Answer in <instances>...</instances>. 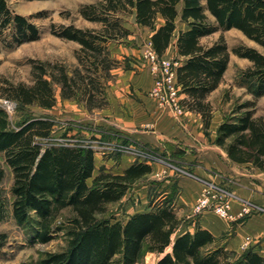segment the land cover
I'll return each instance as SVG.
<instances>
[{"label": "trees", "instance_id": "obj_1", "mask_svg": "<svg viewBox=\"0 0 264 264\" xmlns=\"http://www.w3.org/2000/svg\"><path fill=\"white\" fill-rule=\"evenodd\" d=\"M80 13L101 28L51 26L53 35L78 43V68L69 74L64 65L35 64L33 84L9 85L2 93L14 101L15 108L22 111L35 105L51 109L56 101L55 86L63 98H72L90 110L105 107L110 71L120 64L111 55L110 43L131 34L121 17L132 15L137 24L149 28L157 55L163 56L175 38L177 55L183 58L176 68L184 94L181 103L197 112L208 128L212 105L207 98L223 80L229 51L222 37L206 45L200 40L219 29L235 28L259 47L233 49L234 55L250 62L238 72V80L252 98L223 118L214 143L233 162L262 168L264 116H255L254 108L255 100L264 97V0H100L84 5ZM159 19L161 24H157ZM177 22L183 27L177 28ZM39 38L34 23L10 9L8 0H0V41L5 47ZM55 124L48 116L30 113L11 123L9 114L0 108V153L12 172L13 219L39 243L49 242L57 231H63L66 238L64 250L47 254L39 264H135L144 252L163 253L168 247L170 252L158 257L156 264H264V254L248 249L237 255L226 249L222 238L199 226L192 232L176 233L180 219L170 193L125 221L112 215L98 217L132 183L149 174L151 167L135 161L121 174L101 169L93 176L95 151L77 140L53 136ZM3 175L0 167V221L7 216ZM62 210L70 214L56 224L54 219ZM5 239L0 232V247Z\"/></svg>", "mask_w": 264, "mask_h": 264}, {"label": "rangeland", "instance_id": "obj_2", "mask_svg": "<svg viewBox=\"0 0 264 264\" xmlns=\"http://www.w3.org/2000/svg\"><path fill=\"white\" fill-rule=\"evenodd\" d=\"M100 0H8V5L15 13L21 14L34 23L40 32V38L31 42H24L18 46L5 47L0 41V108L9 114V121L15 123L25 113L34 116H48L52 118L56 124L53 130V136L56 138H70L77 140L83 145L90 146L95 151V162H98V155L104 151L103 158L109 156L116 163L121 152L113 149L105 150L98 146L100 142L115 141L120 146L127 144L119 139H108L109 136L104 133H98V112L107 108L88 109L83 103H77L72 98H63L60 93L59 86L54 87L56 97L55 104L51 109L39 108L35 105L25 106L20 111L15 108L12 100L6 99L2 95L5 88L9 85H17L22 83L33 84V68L35 64H58L64 65L68 73L71 74L78 68L76 60V51L78 43L61 39L51 33V26H62L72 24L80 28L100 29L101 24L98 22L85 20L80 9L84 5L94 4ZM123 25L131 33L124 39L113 41L110 44L111 55L120 64L111 69L110 76L107 80V87L110 81L114 79L112 71L114 69H147L148 63L145 61L144 54L150 41L151 32L149 28L142 27L136 23L134 16L122 15ZM210 23L214 20L209 17ZM161 20L157 24H161ZM183 25L177 22V28ZM220 37L227 44L229 51V63L225 70V74L221 84L217 89L208 96V101L212 105V118L215 121L222 122L223 118L237 107L238 104L251 100V96L247 94L246 87L240 85L238 80V72L250 65L245 58L234 55L233 49L236 46H252L259 48L256 43L248 40L241 31L237 29L223 30L206 35L200 42L203 45L217 41ZM175 40V38H172ZM174 59L173 55L167 56ZM107 91V89H106ZM255 104V116H264V97L257 98ZM187 110V109H186ZM211 118V119H212ZM219 123V124H220ZM217 128V127H216ZM215 128V131H216ZM217 132V131H216ZM107 151V152H106ZM128 154V153H127ZM130 155V154H129ZM116 158V159H115ZM135 158V157H134ZM140 158V157H138ZM137 157L135 159H138ZM170 161V160H168ZM143 162V161H142ZM173 162V161H170ZM0 167L3 168L4 175L1 183L2 195L6 202L7 216L0 221V232L5 235V242L0 247V264H39L41 258L49 253L62 251L66 248V238L63 231H57L53 234V239L46 243H39L33 240L30 232L20 226L12 217L10 204L13 196L10 195V187L12 185V172L4 162L3 154L0 153ZM167 168V167H166ZM170 169H174L171 165ZM167 171V170H166ZM97 173V169L94 174ZM168 172L162 171L159 176L156 174L153 178L144 176L138 181L132 183L126 190L125 195L117 202L108 205L107 211L98 215V217L113 216L115 219L125 221L127 216L137 212L151 208L155 202L163 199V190L159 185V179L167 177ZM92 183V178L88 180ZM175 187L171 188L169 197L177 193ZM69 210L60 211L54 222L60 224L69 215ZM197 217V216H195ZM222 218V217H221ZM224 219V218H223ZM186 221L180 222L176 233H182L183 225ZM169 248V247H168ZM168 248L163 253H155L146 251L135 264H156L158 257L164 253L170 252ZM171 249V248H170Z\"/></svg>", "mask_w": 264, "mask_h": 264}, {"label": "crops", "instance_id": "obj_3", "mask_svg": "<svg viewBox=\"0 0 264 264\" xmlns=\"http://www.w3.org/2000/svg\"><path fill=\"white\" fill-rule=\"evenodd\" d=\"M168 46L163 55H173L174 60L182 62L183 58L177 55L175 40H171ZM112 75L114 79L107 87V108L98 112L96 130L99 134H107L108 139H119L143 148L145 155L135 159L124 153L119 159L115 158V163L110 156L103 158L105 152L102 151L97 163L94 156V172L97 169L99 173L104 169L121 174L135 161L150 165L151 172L145 175L148 178L162 171L168 172L167 177L159 179V185L163 190L162 195H168L173 187L178 190L173 204L180 222L183 224L187 220L182 233L186 230L192 232L199 226L222 238L226 249L237 255L248 249L263 255L264 164L259 168L229 159L225 150L214 143L215 128L220 122L213 118L205 128L197 112L186 110L177 116L169 108L157 104L149 96L153 76L148 66L136 71L114 69ZM180 97H184V94H180ZM168 164L174 169L168 171ZM96 174L93 173V176ZM202 180L226 188L234 195L230 200L233 215L239 211L242 202L250 203L255 208L254 212L237 220L223 219L213 211L195 217L192 207L202 189Z\"/></svg>", "mask_w": 264, "mask_h": 264}, {"label": "built area", "instance_id": "obj_4", "mask_svg": "<svg viewBox=\"0 0 264 264\" xmlns=\"http://www.w3.org/2000/svg\"><path fill=\"white\" fill-rule=\"evenodd\" d=\"M147 50L144 54L145 61L153 76V84L149 91V96L155 99L157 104L162 107L169 108L175 115L180 116L185 111L180 97V84L177 82L176 68L179 60L170 59L167 56H159L148 43ZM90 147V146H89ZM101 149H113L126 152L135 158L144 157L145 151L141 147L130 144L120 146L117 142H100L98 146ZM169 165V164H168ZM171 166V165H169ZM165 172V171H164ZM159 176V173L156 174ZM199 192L195 204L192 207L194 216L200 215L206 211H213L217 216L224 219L237 220L249 214H252L255 208L248 202H242L239 211L233 215L230 212L231 202L234 195L226 188H221L211 181L202 180V187Z\"/></svg>", "mask_w": 264, "mask_h": 264}, {"label": "bare ground", "instance_id": "obj_5", "mask_svg": "<svg viewBox=\"0 0 264 264\" xmlns=\"http://www.w3.org/2000/svg\"><path fill=\"white\" fill-rule=\"evenodd\" d=\"M171 247L168 248V250H170Z\"/></svg>", "mask_w": 264, "mask_h": 264}]
</instances>
